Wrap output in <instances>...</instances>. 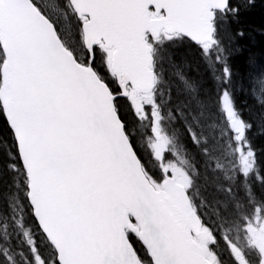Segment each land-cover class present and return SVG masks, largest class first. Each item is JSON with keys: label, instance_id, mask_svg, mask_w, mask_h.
Returning a JSON list of instances; mask_svg holds the SVG:
<instances>
[{"label": "snow or ice", "instance_id": "obj_1", "mask_svg": "<svg viewBox=\"0 0 264 264\" xmlns=\"http://www.w3.org/2000/svg\"><path fill=\"white\" fill-rule=\"evenodd\" d=\"M0 264H264V0H0Z\"/></svg>", "mask_w": 264, "mask_h": 264}]
</instances>
